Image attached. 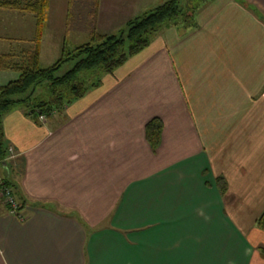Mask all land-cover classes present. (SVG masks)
Masks as SVG:
<instances>
[{
    "label": "crops",
    "instance_id": "obj_1",
    "mask_svg": "<svg viewBox=\"0 0 264 264\" xmlns=\"http://www.w3.org/2000/svg\"><path fill=\"white\" fill-rule=\"evenodd\" d=\"M160 1L100 0L94 28L119 33ZM201 6L196 29L159 34L62 113L5 117L21 169L0 176L25 203L22 219L0 195V264H264V0ZM75 9L89 7L50 0L40 64L69 46ZM0 29V54L31 48V15L0 10Z\"/></svg>",
    "mask_w": 264,
    "mask_h": 264
},
{
    "label": "trees",
    "instance_id": "obj_2",
    "mask_svg": "<svg viewBox=\"0 0 264 264\" xmlns=\"http://www.w3.org/2000/svg\"><path fill=\"white\" fill-rule=\"evenodd\" d=\"M76 1L69 0L70 7ZM86 1L84 3L89 4L91 10L90 25H93L89 42L72 49L65 44L59 60L48 68L41 67L40 57L50 0L0 1V10L26 13L35 20V36L30 49L20 55L0 54V71L19 74L17 80L0 86V165H9L11 146L4 132V120L9 113L21 109L37 124H40L41 116L62 113L89 92L99 89L105 76L113 75L131 58L148 49L159 34L179 26L185 30L196 29L197 15L202 7L201 4L195 7L190 4L191 8L185 9L181 5L182 0H170L131 19L119 33L101 34L94 28L100 0ZM72 16L71 11L68 18ZM259 17L264 21L263 15ZM67 66L70 68L64 71ZM164 126L159 117L145 126L146 140L154 153L161 146ZM9 167L17 172L14 166ZM216 185L223 195L229 191L223 176L216 178ZM4 186L11 189L14 197H18L19 212H22L24 205L21 202H25L15 193L17 187L10 180L5 181ZM1 189L0 185V194ZM256 225L264 231V211L257 218ZM259 250L264 256V247Z\"/></svg>",
    "mask_w": 264,
    "mask_h": 264
},
{
    "label": "rangeland",
    "instance_id": "obj_3",
    "mask_svg": "<svg viewBox=\"0 0 264 264\" xmlns=\"http://www.w3.org/2000/svg\"><path fill=\"white\" fill-rule=\"evenodd\" d=\"M0 1H4V0H0ZM86 3L87 1L84 0ZM83 0H77L76 3H84ZM170 0H165V1H160L157 6H160L166 2H168ZM208 1V0H207ZM203 1L202 0H182V7L186 8H191V6H199ZM190 4H192L190 6ZM87 7H89V4H87ZM90 9L86 10V9H80V11L76 12L73 11V26L71 27V29H73L74 31H69V48H75L77 46L83 45L85 43H88L90 40V32L89 31H84V29L89 27L90 24ZM5 13V12H4ZM1 24L3 25V22H1ZM5 27V25H3V28ZM1 30V29H0ZM5 31V28L3 29ZM1 32L3 34H5L6 32ZM30 46H32V43L30 44ZM29 46V48H30ZM58 59H56L55 61H47L43 60L41 66L43 68H47L50 67L51 65H53ZM70 66H67L64 71H66L67 69H69ZM11 80L13 81V79L10 77V74H2L0 75V86H4L7 83L11 82ZM25 108V107H24ZM45 117V116H44ZM13 148V147H11ZM14 152L16 153V151L14 150ZM11 154V153H10ZM17 154V153H16ZM15 164V168H17V173L20 172L21 169V163L17 158L13 159V160H9V165ZM3 170V167L0 165V172ZM1 175V173H0ZM0 178H3V176H1ZM109 224V222H107L105 225L103 226H107Z\"/></svg>",
    "mask_w": 264,
    "mask_h": 264
},
{
    "label": "built area",
    "instance_id": "obj_4",
    "mask_svg": "<svg viewBox=\"0 0 264 264\" xmlns=\"http://www.w3.org/2000/svg\"><path fill=\"white\" fill-rule=\"evenodd\" d=\"M40 121H42V122L45 121V117L41 116ZM10 153L11 154H10V157L8 158V160H13V159L18 157V155L14 152L13 148H10ZM4 183H5V180L3 178H0V185L2 186L0 195L4 201L5 206L8 207L11 214L18 215L20 218L23 219V217L21 215H19V204H18L16 198L12 194L11 189L7 186H4Z\"/></svg>",
    "mask_w": 264,
    "mask_h": 264
}]
</instances>
